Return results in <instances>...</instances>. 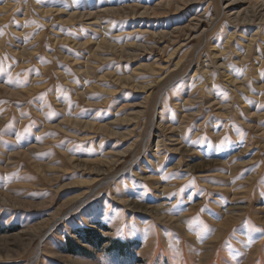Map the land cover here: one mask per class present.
<instances>
[{"label":"rangeland","instance_id":"obj_1","mask_svg":"<svg viewBox=\"0 0 264 264\" xmlns=\"http://www.w3.org/2000/svg\"><path fill=\"white\" fill-rule=\"evenodd\" d=\"M263 18L264 0H3L0 264H264Z\"/></svg>","mask_w":264,"mask_h":264},{"label":"bare ground","instance_id":"obj_2","mask_svg":"<svg viewBox=\"0 0 264 264\" xmlns=\"http://www.w3.org/2000/svg\"><path fill=\"white\" fill-rule=\"evenodd\" d=\"M6 9V8H5ZM107 13V12H106ZM87 14V17H91V14L92 13H86ZM96 14V13H95ZM85 14L84 13H81L80 15H71L70 17L71 18H77V17H80V19L81 18H83V17H85L84 16ZM262 17V16H261ZM96 18V17H95ZM252 19V18H251ZM70 20V19H69ZM98 20V19H97ZM233 20H235V19H233ZM94 21V20H93ZM262 21H264V18H263V20ZM70 21H68V23H69ZM72 22V21H71ZM70 22V23H71ZM108 27H105V28H103L102 29V32H103V34H107V32H108ZM231 37L232 36H230L229 37V39L226 41V44H225V46H226V48L228 47V44H229V40L231 39ZM103 40V39H102ZM105 40V39H104ZM105 42H107V44L108 43H110V40H106ZM100 43V42H99ZM99 43L97 44V45H99ZM103 43V42H102ZM254 43V38H251L250 40H249V42H248V44L246 45V49H247V53L249 54V51H250V48H251V46H252V44ZM77 45V44H76ZM103 45V44H102ZM214 48V47H213ZM30 54V53H29ZM25 55V54H24ZM63 57V56H62ZM247 58V57H246ZM99 60V59H98ZM242 61V60H241ZM263 62H264V56H263V59H262V61L260 62V66L263 64ZM224 66V64H220L218 67L220 68V67H223ZM147 67V66H146ZM149 67V66H148ZM147 67V68H148ZM150 68H151V66H150ZM149 68V69H150ZM148 69V70H149ZM153 69V68H152ZM155 69V70H154ZM154 69L152 70V73L155 71L156 72V68L154 67ZM209 68H208V66L206 65L205 67H204V69H202L203 70V74H204V76H206V78L208 79L207 81H209V82H211V80H212V78H211V75L209 74V70H208ZM257 71H259V68H258V70H256V72ZM258 73V72H257ZM221 74H222V76L223 77H225L226 78V80L228 81V83L229 84H235L236 83V79L235 78H233L229 73H227L226 74V72L224 71V72H222L221 71ZM124 78V77H123ZM134 77L132 76V75H130V76H128V77H125L124 79L125 80H118V82H119V84H120V82L121 81H125V82H127V83H131L132 84V79H133ZM224 78V79H225ZM134 83V82H133ZM122 84H123V82H122ZM237 84V83H236ZM136 85V84H135ZM134 86V85H133ZM136 87H138L137 85H136ZM84 96V95H83ZM227 113V112H226ZM75 121V120H74ZM90 122V121H89ZM91 124L90 125H92V122H90ZM86 124V123H85ZM90 125H89V127H88V124L86 125V128H89L90 130L92 129V127L90 128ZM93 126H94V124H93ZM96 126V125H95ZM102 127V126H101ZM94 129V128H93ZM106 129V128H105ZM95 130V129H94ZM162 140H159L158 142H161ZM174 151H175V149H174ZM63 154V153H62ZM10 156V155H9ZM9 158V157H8ZM7 158V159H8ZM9 160H11V159H9ZM3 197L5 198V195L3 194ZM226 213V212H225ZM155 216L156 217H158L160 220H163V221H165L166 223H169V224H177L180 228H181V230L185 233V234H187V231H188V229H187V227H186V220H185V218H184V216L182 217H177V218H174V217H171V216H169V215H167V214H163V213H156L155 214ZM226 219H231V222H233L232 220L233 219H236L235 218V216H233L231 213H229V212H227L226 213V216H225V219L224 220H226ZM237 220V219H236ZM236 220H234V221H236ZM164 222V223H165ZM228 223V222H227ZM234 223V222H233ZM219 225H221V224H219ZM230 225V224H229ZM173 226V225H172ZM218 226V225H217ZM225 226V225H224ZM223 226V227H224ZM176 227V226H175ZM226 227V226H225ZM220 229V228H219ZM224 229V228H223ZM223 229H222V231H223ZM216 231V230H215ZM217 231H219V230H217ZM224 233V232H223ZM219 234V233H218ZM220 234H222V232L220 233ZM221 236V235H220ZM218 236L217 235H215V238H217ZM219 238V237H218ZM207 244V243H206ZM208 244H210L209 242H208ZM212 244V243H211ZM67 260H68V258H67ZM74 264H83V263H79V262H76V261H74Z\"/></svg>","mask_w":264,"mask_h":264},{"label":"snow or ice","instance_id":"obj_3","mask_svg":"<svg viewBox=\"0 0 264 264\" xmlns=\"http://www.w3.org/2000/svg\"><path fill=\"white\" fill-rule=\"evenodd\" d=\"M3 2V0H0V3H2ZM38 2H40V0H38Z\"/></svg>","mask_w":264,"mask_h":264}]
</instances>
